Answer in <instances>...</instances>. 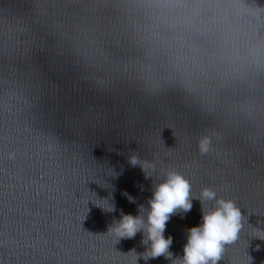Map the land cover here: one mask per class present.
I'll list each match as a JSON object with an SVG mask.
<instances>
[{
    "label": "clouds",
    "instance_id": "1",
    "mask_svg": "<svg viewBox=\"0 0 264 264\" xmlns=\"http://www.w3.org/2000/svg\"><path fill=\"white\" fill-rule=\"evenodd\" d=\"M199 150L202 154L209 151L207 137L200 140ZM14 155L10 153L9 159H13ZM137 162L135 157L131 159L133 165ZM129 199L134 202L133 198ZM199 199L203 211L202 224L188 230L183 256L176 258L173 264H218L225 246L235 243L239 238L242 215L232 199L217 198V193L208 187L201 190ZM206 201H214V207L206 210ZM148 204V209L140 206V215H122L119 222L109 231L115 232L120 238H134L138 232H143L141 243L148 245L143 259L147 261L163 256L172 260L173 254L169 249L173 240L171 236L165 238L164 232L172 215L179 211L186 213L191 210L190 181L179 172H165V178L155 186Z\"/></svg>",
    "mask_w": 264,
    "mask_h": 264
},
{
    "label": "snow or ice",
    "instance_id": "2",
    "mask_svg": "<svg viewBox=\"0 0 264 264\" xmlns=\"http://www.w3.org/2000/svg\"><path fill=\"white\" fill-rule=\"evenodd\" d=\"M229 245H231V244H229ZM229 245H226V246H225V249H224V252H223V254H222V257H223V255L225 254L226 247L229 246Z\"/></svg>",
    "mask_w": 264,
    "mask_h": 264
}]
</instances>
